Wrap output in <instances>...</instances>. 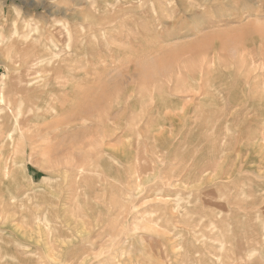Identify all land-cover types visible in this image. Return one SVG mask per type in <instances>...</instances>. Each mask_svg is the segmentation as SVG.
I'll return each instance as SVG.
<instances>
[{"label":"rangeland","instance_id":"374dc122","mask_svg":"<svg viewBox=\"0 0 264 264\" xmlns=\"http://www.w3.org/2000/svg\"><path fill=\"white\" fill-rule=\"evenodd\" d=\"M0 264H264V0H0Z\"/></svg>","mask_w":264,"mask_h":264}]
</instances>
